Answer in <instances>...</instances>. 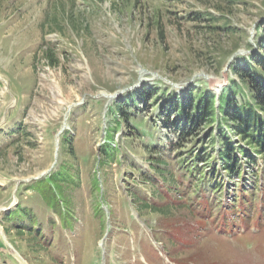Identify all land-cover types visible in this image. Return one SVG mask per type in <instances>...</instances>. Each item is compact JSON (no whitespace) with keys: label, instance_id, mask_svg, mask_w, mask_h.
I'll use <instances>...</instances> for the list:
<instances>
[{"label":"rangeland","instance_id":"374dc122","mask_svg":"<svg viewBox=\"0 0 264 264\" xmlns=\"http://www.w3.org/2000/svg\"><path fill=\"white\" fill-rule=\"evenodd\" d=\"M263 23L264 0H0V264H264L262 234L217 232L235 225L222 229L227 209L239 213L230 207L234 196L240 199L236 183L253 198L257 186L251 184L261 168L246 160L245 177L230 178L218 161L227 176L219 192L210 127L184 141L166 101L191 88L221 95L238 80L239 61L259 53ZM47 49L57 54L56 65L48 62ZM144 90L155 91L123 106L128 123L112 110ZM66 131L75 156L63 142ZM110 143L120 148L121 162L101 169ZM196 159L194 175L188 170ZM156 160L165 169L157 180ZM61 162L79 172V186L66 189L71 227L32 189ZM202 171L211 179L200 181ZM95 174L104 181L101 195L93 190ZM166 176L189 179L187 190L196 193L173 191L177 182L163 185ZM228 181L233 186L225 190ZM136 196L169 213L140 207V214ZM184 197L222 230L206 229L189 208L177 207ZM96 198L105 221L96 213ZM18 208L27 214L8 218ZM151 249L158 255L151 258Z\"/></svg>","mask_w":264,"mask_h":264},{"label":"trees","instance_id":"16d2710c","mask_svg":"<svg viewBox=\"0 0 264 264\" xmlns=\"http://www.w3.org/2000/svg\"><path fill=\"white\" fill-rule=\"evenodd\" d=\"M211 17L213 20L216 19L213 15H211ZM262 27L264 30V23ZM262 54H264V37L259 44V53L253 54L254 56H252V58L246 57V59L239 61L235 66L234 70L238 75V80L227 86L219 98H217L216 94L210 89L198 91L195 88H191L184 96L173 93L172 97L169 96L166 99V101L170 102L172 105L171 111L179 114H174L175 120L172 125L181 131L184 141L192 137L197 131H200L202 127L209 126L210 132L208 135L210 140L215 145L216 143L220 144L219 148H215L214 145L211 151L212 157L216 159V163L214 162L215 164H213L212 175H215V181L217 182L213 185L219 192L224 188L223 184H220L223 179V174L222 170H219V162L222 163V169H225V173H228L229 177L233 178L236 173L241 175L239 170L240 166L242 167L241 156L244 155L246 158L244 161L248 160L249 163H255L256 166H259L258 158H264V58ZM45 56L50 64H57V54L54 53L52 49H47L45 51ZM154 91L155 90H150L146 92L144 90V92L142 91L140 93H131L123 98L121 103L117 104L119 108L114 106L112 110H114V112L119 111L123 114L128 123L130 112L125 111L123 106L125 104H134L140 98L143 99L149 96V94L154 93ZM128 127L132 128L131 125ZM132 129L136 130V128ZM72 139V134L66 131L63 135V142L67 145L69 154L75 156L72 147ZM169 142L168 145H173L171 141ZM250 148H253V150H249ZM103 149L104 152H102L99 159V168L109 167L115 161H118V163L121 162L119 158V153H121V151L118 146H114L110 143L106 144ZM199 158L202 159L203 157L199 156ZM197 163L196 159L193 167H189V173L191 172V174L195 175L198 172L199 166ZM162 165L163 162L161 160H156L152 163L153 175L156 180L158 174L161 172L165 174V172H163L165 169L160 168ZM72 167L73 166L66 162H61L57 170L53 171L51 175L41 180L34 181L32 184V189L36 190V193L44 198L49 209L52 208L55 211L60 210V216L65 226H69L73 222V212L71 211L72 209L69 203L71 198L66 189L67 187L76 188L80 183L79 172L77 174ZM204 172L205 171H202L199 180L207 181L211 179L208 175L204 176ZM174 173H176V170L168 172L167 175L171 174L174 176ZM93 179V190L97 191L98 195H101L104 181L101 180L98 174H95ZM164 180L162 181L163 185H166L168 182H177L174 185L173 191L181 187L183 189L180 191H182L181 193L184 196H186V194L196 193L193 189L187 190V185L191 184L187 178L182 177L179 181H169L166 176ZM209 183L210 182H206V184ZM227 186H233V182L226 185V188H228ZM237 187H240L239 183H237ZM172 189L171 186L168 189L169 196H172ZM196 195H198V193ZM154 197L159 201L162 195L158 193V195ZM96 199L98 202V204L95 205L96 213L105 221L107 218L106 211L101 207V201H99L98 198ZM135 200L140 213L143 212L140 207L142 209L152 208L156 211H166V213H169L167 210L157 208L154 202L149 203V201L142 196H136ZM187 202L192 204L190 199H188ZM27 211L28 210L18 208L10 212L8 218L13 217L14 219L17 218V215H20L18 219H22V214H27Z\"/></svg>","mask_w":264,"mask_h":264},{"label":"water","instance_id":"95a60500","mask_svg":"<svg viewBox=\"0 0 264 264\" xmlns=\"http://www.w3.org/2000/svg\"><path fill=\"white\" fill-rule=\"evenodd\" d=\"M63 130H64V129H63ZM44 175H45V174L41 175V176H40V177H38V178H42Z\"/></svg>","mask_w":264,"mask_h":264},{"label":"bare ground","instance_id":"6f19581e","mask_svg":"<svg viewBox=\"0 0 264 264\" xmlns=\"http://www.w3.org/2000/svg\"><path fill=\"white\" fill-rule=\"evenodd\" d=\"M60 139V138H59ZM58 140V139H57ZM57 145V144H56Z\"/></svg>","mask_w":264,"mask_h":264}]
</instances>
